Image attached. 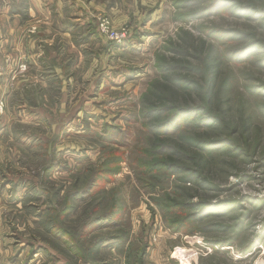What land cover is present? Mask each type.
Masks as SVG:
<instances>
[{
    "label": "rangeland",
    "instance_id": "374dc122",
    "mask_svg": "<svg viewBox=\"0 0 264 264\" xmlns=\"http://www.w3.org/2000/svg\"><path fill=\"white\" fill-rule=\"evenodd\" d=\"M35 1L0 0V264H264V0H225L191 18L209 2L46 0L43 15ZM69 7L91 18L74 38L59 33ZM101 20L126 40L108 41ZM182 31L220 61L213 109L225 124L177 127L226 142L203 151L204 179L191 184L152 165L139 116ZM98 168L107 180L87 193ZM197 203H209L202 219L187 221Z\"/></svg>",
    "mask_w": 264,
    "mask_h": 264
},
{
    "label": "trees",
    "instance_id": "16d2710c",
    "mask_svg": "<svg viewBox=\"0 0 264 264\" xmlns=\"http://www.w3.org/2000/svg\"><path fill=\"white\" fill-rule=\"evenodd\" d=\"M206 1L209 3L202 6L196 14L191 13L189 17L217 14L222 3L229 5V2L225 0H183L182 2L183 7H192L194 4H204ZM244 6H240V9H243L245 14L251 10V12L254 11L252 5ZM248 7H251V10ZM245 14L243 13L244 16ZM213 34L215 32L208 31L207 33L209 37ZM229 36H231L229 33L222 35L223 39ZM252 49L249 47L245 51L250 53ZM212 50V45L206 40L195 37L190 32L182 31L178 35V43H171V47L165 49L170 56L158 58L161 77L150 84L140 99L139 116L143 119L141 126L146 130L145 142L149 148L156 151L155 154L153 153V161H155L152 165L179 174L180 182L184 184L203 181L202 168L207 162L203 151L212 152L223 143L226 145V142L209 140L199 135H183L177 133L176 130L181 123L191 124L195 129L207 128L209 130L218 125H225L222 117L215 114L213 109L220 61L213 56ZM245 51L233 55L230 57L231 60L233 58L238 62L237 59H243V56L247 54ZM192 60L197 61L198 64H193ZM187 95L196 98L198 103L194 101L189 103L185 97ZM188 148H194L195 153L188 151ZM183 161H187L191 166H182ZM105 173L107 172L104 168L93 170L92 176L86 181L87 193L93 191L95 187H100V181L107 180L103 178ZM208 204L197 203L191 206L192 212L186 220L202 219ZM58 218L59 214L56 213V220ZM97 219L91 223L88 222L85 229L92 228ZM54 227L58 228L59 224H55ZM180 227L178 226V229ZM82 233L85 235L87 230H83Z\"/></svg>",
    "mask_w": 264,
    "mask_h": 264
},
{
    "label": "crops",
    "instance_id": "0c3cea01",
    "mask_svg": "<svg viewBox=\"0 0 264 264\" xmlns=\"http://www.w3.org/2000/svg\"><path fill=\"white\" fill-rule=\"evenodd\" d=\"M44 1H46V0H37V1H35L36 3H35V5L36 6H40L42 9H39V8H37V11H35L36 13H43V15H46L47 14V12L45 11V8L44 7H42L41 5H42V3H44ZM92 2H96V4H97V0H92V1H90L89 3H88V5H92ZM32 4H34L33 2H32ZM44 10V11H43ZM67 10H68V12H67V14L65 13V14H63V12L61 11V13L63 14H61V13H59V15L60 16H58V18L60 19V17H64V19L62 20V19H60V21L61 22H63L65 19H66V17H67V19H69V17H71V20L69 21V22H67V24L66 25H64L63 26V28H62V30H60L59 31V33L63 36V37H68V38H70V37H72V38H74L75 37V35H74V31H73V29L74 28H76L77 27V29L80 27V25H82L81 24V22L82 21H84L85 20V17H86V21H87V25H89V26H91V22H90V20H91V18L89 17V15L87 14V15H85L84 13L85 12H87L86 10H73V8L72 7H69V8H67ZM90 19V20H89ZM70 22H73L74 23V27L72 26V24L70 23ZM64 23V22H63ZM66 23V22H65ZM76 25V26H75ZM95 28H93V30H94ZM92 30V31H93ZM90 31V30H89ZM91 31V32H92ZM91 32H86L85 33V35L84 36H82L83 37V41H79V42H77V44L78 45H80V46H82V45H84V44H86L85 42H87L88 41V37L87 36H89V34L91 33ZM96 33L95 34H90V35H93V36H95V35H97L98 34V31H95ZM60 35V36H61ZM61 36V37H62ZM98 39V38H97ZM49 47H50V45H49ZM118 47V49L119 48H123V47H121V46H117ZM55 51V50H54ZM59 51V53H60V50H58ZM32 52V51H31ZM31 52H27L24 56H27L28 57V59H30V57L32 56V59L35 61L34 63H33V65H34V67H36V66H38V63L41 61V62H43V60L42 59H40V58H37V59H35V56H34V54L33 53H35V51H33L32 52V54H31ZM40 54V53H39ZM39 59V60H38ZM53 59V58H52ZM45 67V66H44ZM10 78H14V77H12L11 75H10Z\"/></svg>",
    "mask_w": 264,
    "mask_h": 264
},
{
    "label": "built area",
    "instance_id": "2783aa9c",
    "mask_svg": "<svg viewBox=\"0 0 264 264\" xmlns=\"http://www.w3.org/2000/svg\"><path fill=\"white\" fill-rule=\"evenodd\" d=\"M99 30L103 35L107 37L108 41L115 44L123 43L128 35V32L125 29L121 31H112L110 29L109 23L105 20H101L99 24Z\"/></svg>",
    "mask_w": 264,
    "mask_h": 264
}]
</instances>
